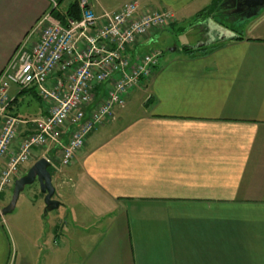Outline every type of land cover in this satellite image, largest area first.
I'll list each match as a JSON object with an SVG mask.
<instances>
[{"label": "crops", "instance_id": "0c3cea01", "mask_svg": "<svg viewBox=\"0 0 264 264\" xmlns=\"http://www.w3.org/2000/svg\"><path fill=\"white\" fill-rule=\"evenodd\" d=\"M134 1L175 16L138 53L159 50L169 31L192 38L162 52L149 87L89 134L69 166L53 167L62 212L45 227V210L27 208L43 235L27 239L21 264H264V9L248 16L225 0H91L98 15ZM48 9L47 0H0V74ZM210 45L220 46L200 57L184 51ZM15 88L10 113L23 119ZM38 101L27 120L46 115ZM41 151L30 165L60 164L61 149ZM11 254L0 227V264Z\"/></svg>", "mask_w": 264, "mask_h": 264}, {"label": "built area", "instance_id": "2783aa9c", "mask_svg": "<svg viewBox=\"0 0 264 264\" xmlns=\"http://www.w3.org/2000/svg\"><path fill=\"white\" fill-rule=\"evenodd\" d=\"M47 2L48 11L0 74V159L6 160L0 171V195L12 189L21 167L36 151L57 147L61 166H69L89 134L113 120L132 92L146 90L163 53L157 49L138 53L136 47L175 22L174 14L144 12L136 1L98 15L91 0H78L79 18L62 22L53 14L60 9L59 0ZM12 87L19 92L34 90L46 115L27 120L10 113ZM29 126L32 132L22 136L23 127Z\"/></svg>", "mask_w": 264, "mask_h": 264}, {"label": "rangeland", "instance_id": "374dc122", "mask_svg": "<svg viewBox=\"0 0 264 264\" xmlns=\"http://www.w3.org/2000/svg\"><path fill=\"white\" fill-rule=\"evenodd\" d=\"M71 1L72 0H65L62 6V10H65L70 5ZM223 18L225 17L221 16V19ZM191 38L192 37H186V36L182 37L181 34H178V33L175 34L174 32L169 31V33L167 32L163 36L162 40L156 45V47L159 48V51L163 52L165 55L170 56L171 55L170 52L176 49L177 44L180 45L181 47L182 43L185 42V39L187 40ZM179 51L180 53L183 52L181 49H179ZM15 89L18 90L17 88ZM10 95L12 96V94ZM18 97H19V100H18L19 102L18 111L19 112L18 113H19V116L23 117V119H26L25 117L33 116L35 111L32 109L41 106L38 100L28 95H19ZM30 102H32V105L29 107L28 105ZM43 153H44L43 151L39 150V151H36V154H34V156L40 157ZM34 161H35V158H33L31 162L26 163L27 165L25 164L23 165V169L24 171H26V174L28 173L29 169L32 166L30 164L34 163ZM55 165L57 166L60 165L59 167H61V169L63 168L61 164L57 163V161L55 162ZM50 172L51 173L53 172V167L50 168ZM12 192L13 191H11V188H10L7 191L6 198L4 200L2 199L0 200V206H4L5 204L8 205L10 203L11 198H12ZM54 199H56V196L54 197ZM33 205H36V207H39V208L41 207L43 208V210H45V207H46L45 202H44V196L41 194L38 183L31 185V186H27L25 190L21 193L14 212L6 215L0 220V227L4 228L5 231L8 230L9 237L11 238V243H12V254H11V259L8 262V264H14V261L17 255L19 258L18 264H21V255L24 252L23 248H25V246L23 245L28 244L27 239L33 240L36 243H38L39 240L36 241V239L39 237L42 238L43 234L37 225L36 219L28 218L31 210L29 211V209L27 208H31ZM61 212L62 211H60V209L49 212L48 214L50 215V217L48 218L47 216H45L46 214L43 211L44 214L40 222H42V224H44V226L46 227L48 224L47 221L49 223H52L51 218H53V216H58V214H61ZM26 219H29L31 223L29 224L27 230H26L27 223H25ZM3 221L5 222V225L3 224ZM22 231L28 234L27 235L28 238L23 237V235L21 234ZM40 244L43 246L42 241L40 242Z\"/></svg>", "mask_w": 264, "mask_h": 264}, {"label": "water", "instance_id": "95a60500", "mask_svg": "<svg viewBox=\"0 0 264 264\" xmlns=\"http://www.w3.org/2000/svg\"><path fill=\"white\" fill-rule=\"evenodd\" d=\"M232 1L235 12L241 15L253 16L264 9V0H227ZM51 163L42 158L38 160L28 171V173L14 183L12 198L8 206L0 211V220L8 214L14 212L21 193L27 186L38 183L41 194L44 196L45 212H52L59 209L60 202L54 199L56 190L53 185V177L50 172Z\"/></svg>", "mask_w": 264, "mask_h": 264}, {"label": "trees", "instance_id": "16d2710c", "mask_svg": "<svg viewBox=\"0 0 264 264\" xmlns=\"http://www.w3.org/2000/svg\"><path fill=\"white\" fill-rule=\"evenodd\" d=\"M61 2H62V0H59L60 4H61ZM228 3H232V1L225 0L224 4H228ZM53 14H55L56 18L60 19L62 22L65 21L66 17H72V18L77 19L80 16L78 2L73 3L69 7V9L65 12L59 9L58 11H56V10L53 11ZM219 46L220 45H214V46L210 45V46H203V47H200L197 49L186 48V49H184V51L186 52L187 55H189L191 57H200V56L208 55L209 52L215 50ZM19 95H31V96H33V98L40 100L37 93L34 90H22L19 92ZM15 102H16V100L13 102V104H15ZM15 116H17V115H15Z\"/></svg>", "mask_w": 264, "mask_h": 264}]
</instances>
